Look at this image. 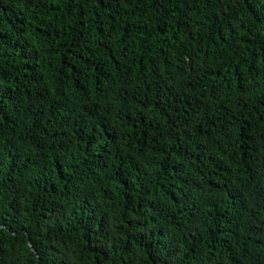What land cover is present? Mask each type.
<instances>
[{"label":"trees","instance_id":"trees-1","mask_svg":"<svg viewBox=\"0 0 264 264\" xmlns=\"http://www.w3.org/2000/svg\"><path fill=\"white\" fill-rule=\"evenodd\" d=\"M0 264H264V0H0Z\"/></svg>","mask_w":264,"mask_h":264}]
</instances>
